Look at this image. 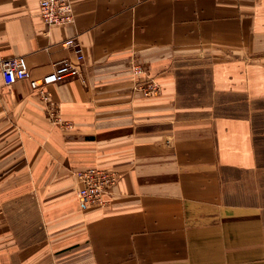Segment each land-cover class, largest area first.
<instances>
[{"label": "crops", "instance_id": "obj_1", "mask_svg": "<svg viewBox=\"0 0 264 264\" xmlns=\"http://www.w3.org/2000/svg\"><path fill=\"white\" fill-rule=\"evenodd\" d=\"M41 1L0 0V63L29 68L0 72V264H264V0H72L53 27ZM93 167L119 180L83 209Z\"/></svg>", "mask_w": 264, "mask_h": 264}, {"label": "built area", "instance_id": "obj_2", "mask_svg": "<svg viewBox=\"0 0 264 264\" xmlns=\"http://www.w3.org/2000/svg\"><path fill=\"white\" fill-rule=\"evenodd\" d=\"M39 16L49 27L72 26L75 24L72 0H43L39 6ZM62 46L74 51L78 63L83 62L84 53L77 37L64 41ZM132 71L136 76L145 74L144 69L139 65H133ZM0 72L6 86H11L27 79L29 77V68L26 58L19 56L3 60L0 63ZM81 76L82 74L77 64L65 59L57 62L51 73L39 79L31 80L30 86L34 92L48 100L49 93L47 88L50 85L65 83ZM141 90L145 96H150L156 91V88L153 85H149ZM77 179L80 183L77 196L82 208L87 209L102 203L103 195L109 193L110 189L117 184L119 175L93 167L77 174Z\"/></svg>", "mask_w": 264, "mask_h": 264}, {"label": "rangeland", "instance_id": "obj_3", "mask_svg": "<svg viewBox=\"0 0 264 264\" xmlns=\"http://www.w3.org/2000/svg\"><path fill=\"white\" fill-rule=\"evenodd\" d=\"M239 1H240V0H239ZM81 172H82V171H81ZM79 173H80V172H79ZM79 173H78V174H79ZM113 173H114V172H113ZM77 198H78V196H77ZM78 201H79V199H78ZM79 204H80V202H79ZM80 206H81V204H80Z\"/></svg>", "mask_w": 264, "mask_h": 264}]
</instances>
